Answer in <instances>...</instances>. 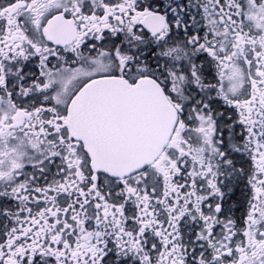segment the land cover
I'll use <instances>...</instances> for the list:
<instances>
[{
    "label": "snow or ice",
    "instance_id": "snow-or-ice-1",
    "mask_svg": "<svg viewBox=\"0 0 264 264\" xmlns=\"http://www.w3.org/2000/svg\"><path fill=\"white\" fill-rule=\"evenodd\" d=\"M0 264H264V0H0Z\"/></svg>",
    "mask_w": 264,
    "mask_h": 264
}]
</instances>
